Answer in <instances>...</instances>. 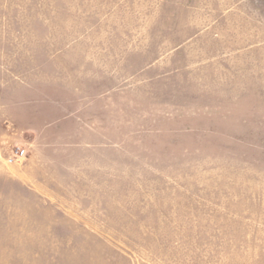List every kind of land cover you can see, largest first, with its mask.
<instances>
[{"label": "rangeland", "instance_id": "374dc122", "mask_svg": "<svg viewBox=\"0 0 264 264\" xmlns=\"http://www.w3.org/2000/svg\"><path fill=\"white\" fill-rule=\"evenodd\" d=\"M0 264H264V0H0Z\"/></svg>", "mask_w": 264, "mask_h": 264}, {"label": "crops", "instance_id": "0c3cea01", "mask_svg": "<svg viewBox=\"0 0 264 264\" xmlns=\"http://www.w3.org/2000/svg\"><path fill=\"white\" fill-rule=\"evenodd\" d=\"M33 133L31 143L29 142V154L25 164L16 166L18 183L29 194H33L40 203L41 200V128L28 126L25 129Z\"/></svg>", "mask_w": 264, "mask_h": 264}, {"label": "built area", "instance_id": "2783aa9c", "mask_svg": "<svg viewBox=\"0 0 264 264\" xmlns=\"http://www.w3.org/2000/svg\"><path fill=\"white\" fill-rule=\"evenodd\" d=\"M24 155H25V152H24L23 150H17V152H16L14 158H12V159L10 160V162H11V163L17 162V161H19L20 159H22V158L24 157Z\"/></svg>", "mask_w": 264, "mask_h": 264}]
</instances>
